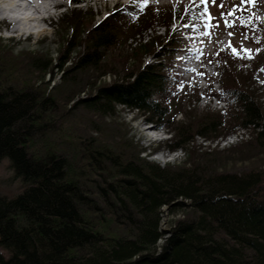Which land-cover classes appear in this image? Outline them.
Segmentation results:
<instances>
[{
    "label": "trees",
    "instance_id": "obj_1",
    "mask_svg": "<svg viewBox=\"0 0 264 264\" xmlns=\"http://www.w3.org/2000/svg\"><path fill=\"white\" fill-rule=\"evenodd\" d=\"M81 13L64 19L57 57L16 52L0 39V161L9 158L25 185L13 198L0 193V264H264V167L230 171L206 157L213 149L196 155L190 144L197 136L210 140L252 129L257 137L231 148L261 136L264 147V106L227 81L231 110L240 112H207L193 125L178 123L164 148L186 156L165 164L143 155L149 147L121 124H108V131L97 122L93 131L70 125L77 108L101 116L123 105L172 130L174 106L162 97L171 85V51L183 43H164L174 34L175 18H168L164 35L136 45L139 64L129 66L125 57L124 75L98 86L102 76L118 73L104 51L120 38V15L87 28ZM59 68L64 79L52 85ZM165 208L186 209L167 231Z\"/></svg>",
    "mask_w": 264,
    "mask_h": 264
},
{
    "label": "rangeland",
    "instance_id": "obj_2",
    "mask_svg": "<svg viewBox=\"0 0 264 264\" xmlns=\"http://www.w3.org/2000/svg\"><path fill=\"white\" fill-rule=\"evenodd\" d=\"M62 1L66 2V6L63 5L64 10L61 11V15L52 19V24L48 22V27H45V30L38 32V34L33 33V35L27 36L25 33H20L22 31L17 24L2 20L0 22V39L3 40L2 43L6 47L15 49L16 52L35 51L48 54L51 57H57L63 45V35L66 29L64 19L67 16L74 12L78 13V10H81L80 18L85 23V27L88 28L109 14L119 13L120 16L116 23L119 26L120 38L113 45L107 46L104 51L106 55L104 60L110 62L111 65L113 64L118 73L112 72L102 76L98 80L97 85L99 86L113 81L115 77L124 75L120 60L125 57H129V66L133 67V65L139 64L137 53H135L136 45L141 41H146L147 35H152V37L158 34L164 35L165 26L163 22L171 17L175 18L170 24L171 34L173 32L174 34L172 37H168L164 43L170 44V41L172 43L182 41L183 43L177 44L175 46L177 49L171 51L173 55L174 52L176 53L174 61L169 60L167 62L172 66V70L168 73L171 85L169 86V91L162 99L166 104L174 106L172 115L174 114L175 117L172 120L170 116L172 130L168 127H162L166 133L169 130L172 137L175 134L173 129L178 123L191 122V125H193L207 112L221 114L239 113V108L232 111L229 105V95H227L226 91L229 88L227 81L232 82L231 85L233 86H239L238 88L243 86L246 90L248 89L256 97L257 101L264 106V22L253 18L251 22L246 23L251 13L264 16V0H259L256 6L247 5V11H240L237 13V17H230V19L239 18L238 23L231 29L225 28L220 14L231 9L234 4L240 3V0H216L215 5L209 2V11L213 16L217 17L220 24V27L212 29L213 34L209 37H201L196 34L197 31L206 30L199 18L203 11V5H199V0H196L195 4H193V0H148L146 7H141L143 0H83L84 2L80 4H72L68 0ZM220 3H223L225 7L220 8ZM42 4L48 6L46 8L49 12L53 4L57 5L52 0H45ZM35 5L39 6L41 11L43 10L39 4ZM29 11L33 13L32 11L34 10L30 9ZM178 12L182 14L180 18L176 16ZM216 22V20L213 21V23ZM40 23L42 22L38 20L34 25H39ZM185 23H195L198 28H185L183 27ZM148 24L151 25L144 29V37L142 33H140L142 37H140V34H136L134 37H130L131 35L127 36L136 27L140 28ZM3 27L8 30L4 31ZM114 28L116 30V26ZM36 29L39 31L41 28ZM229 31L236 33L230 37L233 46L237 48L247 47L253 50L259 48L262 51H254V59H248L243 55L235 56L226 47L218 51L219 55H217V52H213L214 54L211 55L214 44L219 40H222L223 43L225 39L226 42L229 41V37H227ZM242 33L247 35V39H243ZM197 48L202 49L205 55L200 56L198 52L193 51V49ZM198 56H200L199 59H197ZM179 57H183V59ZM166 58L169 59L170 56ZM204 58L208 59L207 63H205L207 65L205 68L202 67L201 63L204 62ZM154 59L153 56H146L144 60L152 62ZM53 75H55V81L52 82V85L61 82L65 74L59 68L55 69L51 77ZM49 77L50 73L47 72L46 79L48 80ZM90 91V89L83 91L79 98L88 97ZM94 95H96V89L92 96ZM157 98L160 97L157 96ZM211 98L213 99L211 100ZM116 110L115 114L109 112L100 116L85 108H77L73 111L69 124L72 126H86L92 129L91 131L96 130L93 126L94 123L96 127L98 126L97 123H99L103 128H107V131L110 127L108 124H121L130 128L132 131L131 135H134L142 146H151L156 149L162 147L160 151L163 152L164 157L157 156L158 151H152L150 154L149 149L143 153V155L149 153L148 157L150 159L155 161H159L161 158L162 160L165 159V162L161 160L162 163L179 162L185 159V150L178 149L175 155H171L173 154L171 153L172 151L169 152L170 150L164 148L169 143L163 139V132L162 130L160 131L158 124L147 122L144 115L123 107V105H116ZM229 123L230 121L227 122V128H229ZM226 130L224 129L225 133ZM257 136L258 131L251 129L244 133L241 130L230 136H220L210 140L197 136L195 144H190L193 146L192 150L198 151L196 155L201 153V151L213 149L206 157L211 158L212 161L221 167L225 166L230 171H242L246 168L260 169L264 167V147L260 146L263 136H261V139L254 140L251 144L231 148V145ZM21 180L13 171L9 158H4L0 161V193L9 198L17 196L25 187L24 182ZM185 213L186 209L183 208H175L173 211L165 208L161 223L162 229L164 231L169 230L173 221L183 217Z\"/></svg>",
    "mask_w": 264,
    "mask_h": 264
},
{
    "label": "snow or ice",
    "instance_id": "obj_3",
    "mask_svg": "<svg viewBox=\"0 0 264 264\" xmlns=\"http://www.w3.org/2000/svg\"><path fill=\"white\" fill-rule=\"evenodd\" d=\"M68 2L71 3V0H68ZM209 2H211V4H213V5L216 4V0H199V5H203V11L201 12L199 18L201 19V21L204 25V28L206 29V30L197 31L196 34L198 36H201V37L211 36L213 34L212 29L220 27L219 20L217 19V17L213 16L212 13L209 11V8H208ZM258 2H259V0H240V3L234 4L231 7V9H229L228 11L221 12L220 15H221V18L223 19V24H224L225 28H229V29L234 28L235 25L238 23L239 18L230 19V17H237L238 12L248 10L246 7L247 5L256 6ZM195 3H196V0H193V4H195ZM147 4H148V0H143L141 7H146ZM199 5H197V6H199ZM219 7L224 8L225 5L223 3H220ZM253 18L261 20V22H264V16H258V15H256V13H251V15L249 16L248 21H246V23L251 22V20ZM214 20H216L217 22L213 23ZM183 27L192 28V29L198 28V26L195 23H192V24L185 23L183 25ZM235 34L236 33L233 31L228 32L229 37H232ZM241 35H242L243 39H247L246 34L242 33ZM201 42L203 43V41H201ZM225 47L227 49H230V51L233 55H235V56H242L243 55V56L247 57L248 59H254V55H253L254 51L255 52L262 51L259 48L255 49V50H253L251 48H247V47L237 48V47L233 46L231 39H229V41L227 42ZM193 51L198 52L200 54V56L205 55V53L203 52L202 49L197 48V49H193ZM217 55H219V52H217ZM200 56H198L197 59H199ZM179 58L183 59V57H179ZM193 71H195V70L193 69ZM201 75H203V73H201Z\"/></svg>",
    "mask_w": 264,
    "mask_h": 264
},
{
    "label": "bare ground",
    "instance_id": "obj_4",
    "mask_svg": "<svg viewBox=\"0 0 264 264\" xmlns=\"http://www.w3.org/2000/svg\"><path fill=\"white\" fill-rule=\"evenodd\" d=\"M29 1L33 5L32 7L35 8V9L31 8V9L35 10L33 13H31V11H29L30 8L27 9L26 7H22V5L16 4L15 0H0V3L7 10H11L13 12L12 19L19 26L18 28L21 29V31H22L23 28H27V27L29 28V27L33 26L35 23H37L38 20H37L36 12H41L40 7L35 5V2H33L32 0H29ZM52 1H53V3L60 4L62 0H52ZM46 10H47V8H46ZM36 28H38L37 25H36ZM38 32L40 33V31H38ZM21 181H23V180H21ZM25 184H26V182H25Z\"/></svg>",
    "mask_w": 264,
    "mask_h": 264
}]
</instances>
